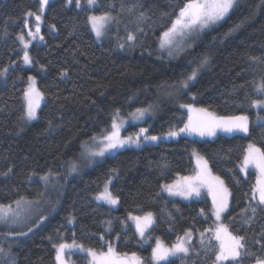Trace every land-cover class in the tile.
I'll return each instance as SVG.
<instances>
[{
  "label": "trees",
  "instance_id": "trees-1",
  "mask_svg": "<svg viewBox=\"0 0 264 264\" xmlns=\"http://www.w3.org/2000/svg\"><path fill=\"white\" fill-rule=\"evenodd\" d=\"M134 2L126 0L127 4ZM140 2L151 20L141 25L145 34H138V43L122 50L117 41L124 42V24L131 19L127 12L122 14L119 31L112 26L102 42L95 40L87 23L88 15L109 10L110 4L116 5L115 15L120 0H98L91 8L85 0L81 8H76L74 2L69 5L66 0H50L41 17L40 35L44 39L28 48L33 64L25 66L17 36H28L32 26L28 19L34 15L26 13L38 14L39 0H0V69L8 68L0 76V172L13 168L8 177L0 175V203L14 205L13 201L20 197L39 200L45 205L46 217L24 236L13 233L5 238L7 231L0 229V247L7 250L10 246L15 264H56L53 245L73 241L97 252L107 250V241L116 252H135L143 264H153L151 250L157 238L171 246L190 228L193 245L199 249V231L214 222L210 201L203 197L183 202L161 193V185L195 174L194 152L208 160L212 173L220 176L232 192L229 211L222 222L233 233L244 234L241 225L251 215L250 210L240 214L247 204L244 194L255 184L257 174L252 167L247 173L241 172L240 165L249 143L264 149L261 128L256 126V116L264 115V109L249 107L245 99L264 98L254 91V82L264 78V62L249 60L250 56L264 57V6L261 0H243L199 43L175 58H160L155 52L156 44L184 0ZM53 24L55 31L50 27ZM233 25L239 28L225 35ZM128 27L131 30L135 25ZM205 55L209 63L199 69L197 78L185 90L180 89L179 82L198 67ZM63 69L68 70V75L62 78ZM29 76L35 78L37 88L44 93L33 121L19 119L25 108L23 94ZM184 103L208 107L218 115H248L250 132L216 134L211 138H165L170 129L183 127L187 121L186 111L179 106ZM150 105L154 106L153 114L143 121H125L137 108ZM116 110L118 121L123 122L122 126L127 124L126 136L147 128V135L161 138L145 141L139 148L108 154L77 177L66 178L67 165L75 161L79 147L91 141L90 137L110 130ZM113 168L118 172L109 187L119 197L114 210L93 199ZM49 169L58 175L48 183L53 190L43 200L44 196L37 195L45 190L39 176ZM32 171L39 175L28 179ZM200 209L206 215H200ZM147 212L154 214L155 222L148 233L150 241L144 243L131 226L123 223L129 215L143 216ZM70 217H75L71 224L67 223ZM107 221H111L110 230H106ZM262 229L264 212H258L247 229L250 245ZM67 256L75 264H88L81 251L74 249ZM212 259L210 254L204 258L203 253L197 256L196 251H191L187 258L175 257L161 264H212ZM243 264H254V258H244Z\"/></svg>",
  "mask_w": 264,
  "mask_h": 264
},
{
  "label": "snow or ice",
  "instance_id": "snow-or-ice-1",
  "mask_svg": "<svg viewBox=\"0 0 264 264\" xmlns=\"http://www.w3.org/2000/svg\"><path fill=\"white\" fill-rule=\"evenodd\" d=\"M67 4H75L76 8L82 7V0H66ZM89 8L96 6L98 0H85ZM49 4V0H39L40 13H43L45 7ZM261 5L264 6V0H261ZM240 0H184V3L179 6L178 12L175 13V18L171 21L170 27L164 30L159 37V46L162 50L167 49L168 55H172V49H179L182 44L189 38H195V36L203 33L205 30L214 29L217 25L225 22L230 14L240 7ZM109 10H105L100 14H90L87 16V23L91 26V31L95 33L98 40H101L105 35L111 31L112 26H116L117 32L119 26L123 23L122 14L127 12L131 19L128 23L124 24V30L126 35L123 37L124 42L117 41V47L120 49L132 48L138 43V34H145L142 24L151 20V17L147 15L143 10V4L140 0H135L134 3L127 4L126 0H120L119 11L113 14L116 9L115 4H110ZM27 16H35L36 25L35 31L29 30L27 35L31 37V40L39 38L43 41L44 37L40 35V21L41 15L35 14L31 11L26 13ZM134 24V29H129L128 25ZM24 27H28V21H24ZM53 31L56 30V26L50 25ZM239 25H233L228 33L236 31ZM19 42L23 45V63L25 65H32L33 59L28 52L31 40H25V36L21 33L17 36ZM210 58L205 55L200 60L197 69L193 70L187 75L186 79L180 81V85L183 88H187L190 81L197 78L200 68H203L209 63ZM249 60L253 63L264 62V57L250 56ZM43 69L44 66L41 65ZM8 72V68L0 69V76H4ZM68 70L63 69L60 72V76L66 77ZM29 85L24 91L23 99L25 101V108L19 117V119L33 121L37 119V109L40 107V102L44 99V93L41 92L35 85V78L28 77ZM172 87H175L173 85ZM243 87V85H241ZM254 91L261 97H264V78L254 82ZM196 99L195 96L192 97ZM249 107L255 109H264V98L253 99L245 97ZM95 104V101H92ZM181 108L187 109L188 118L183 127L178 129L172 128L166 134L165 138L179 137L181 134L197 135L200 137H212L217 134L218 131L224 133L241 132L249 134L250 132V118L248 115H218L214 111H210L208 107H195L192 103H184L179 105ZM137 108L132 113L133 119H143L150 108ZM119 110H116L112 117L110 130H104L98 136L90 137V140L97 146L93 149L88 146V141L82 143L83 149L81 155L84 156L88 163H92L96 158H103L106 154L117 152L126 146H139L143 141H158L161 137L156 135H147V128H140L139 132L134 135L121 136L122 121H118ZM52 126V122L49 121V127ZM256 126L261 128L260 135L264 137V115L257 114ZM196 155L197 169L194 175L183 176L171 184L161 185V191L166 192L169 196H179L185 200H189L193 197H199L202 189H207L208 194L212 198L211 214L214 216L213 225L209 228L199 231V249H196L193 245V230L190 228L184 232L182 236H178L175 243L171 246L165 245L158 238L156 239L155 246L151 250V260L153 264H161L163 261H169L172 257L187 258L190 251H196L197 256L201 253L204 254V258L210 254L212 264H243L244 258H254V264H264V229L257 234V238L252 240L249 244V237L247 236V229L251 227L252 222L256 219L258 212H264V149L258 147L255 143H249L245 150L242 163L240 165V171L247 173L249 167H253L257 170L258 176L255 184L251 187L250 191L245 193L247 198V204L241 209V215L246 214L249 210L251 215L245 219L241 225L244 230V234L240 232L233 233L229 230V227L222 222L223 215L229 211L230 198L232 192L229 190L225 181L220 176L214 175L209 168V162L203 156ZM79 171V165L72 162L68 169V174H74ZM13 172V168L9 167L5 171L0 172V175L8 177ZM118 169H110L108 178L104 184L102 191L98 192L94 199L96 201H103L110 206H116L119 203V197L114 195L110 190L113 177L117 174ZM39 175L32 171L27 174V178L31 179L32 176ZM58 174L54 173L51 169L43 175L39 176V179L45 182V187L50 183ZM39 197H43L45 193L40 192L37 194ZM159 195V193H157ZM15 208L12 204L0 203V224H3L8 231L4 233L5 238L10 234L18 236L27 235L22 230H18L15 225L23 223L29 214V209L24 207L25 205L39 204V200H27L25 197L13 201ZM172 214L169 213V216ZM200 215H206L204 209H200ZM129 219L135 221L136 233L141 239L145 238V234L149 228L155 222V216L152 212H147L143 216H131ZM46 217L41 216L40 220H45ZM75 217H70L67 223H73ZM110 225L111 221L106 222ZM38 226V225H37ZM33 229L28 228V232ZM210 234L208 239L205 240V235ZM119 239V234H117ZM51 239V237H49ZM101 240H104V236H100ZM216 243L213 244L212 241ZM107 251L97 252L93 248H84L82 244H77L75 241L72 243L61 242L54 244L55 248V261L56 264H68L66 255L71 253L74 249L80 250L86 253L91 258V264H143L142 258L135 252L131 253H118L110 242H107ZM253 246H256V250H253ZM261 253V254H258ZM0 264H15V257L11 253V248L6 250L4 247H0Z\"/></svg>",
  "mask_w": 264,
  "mask_h": 264
},
{
  "label": "rangeland",
  "instance_id": "rangeland-1",
  "mask_svg": "<svg viewBox=\"0 0 264 264\" xmlns=\"http://www.w3.org/2000/svg\"><path fill=\"white\" fill-rule=\"evenodd\" d=\"M50 1V0H49ZM243 0H240V3L242 2ZM38 15H41V17H42V13H38ZM29 21H30V23L32 24V26H29V30H31V31H35V25H36V20H35V16H33L31 19H28ZM40 24H41V21H40ZM220 25V24H219ZM218 26V25H217ZM216 26V27H217ZM215 27V28H216ZM212 29H209V30H205L203 33H200L199 35H197V36H195V38H189V39H187L183 44H182V46L179 48V49H176V48H173L172 49V55L170 56V55H168V50L167 49H164V50H162L161 48H160V46H159V41H158V43L156 44V47H155V52H156V54H157V56L158 57H160V58H175V57H177L182 51H184V50H186L187 48H190V47H193L195 44H197V43H199L201 40L200 39H202L201 37L206 33V32H209V31H211ZM27 32V31H26ZM94 34V37H95V40L97 41V42H102V41H104L105 40V38H106V35H105V37L103 38V39H101V40H98L97 38H96V36H95V33H93ZM25 40H31V37H29V36H27V37H25ZM41 42V40H39V38H37V39H35V40H31V43H30V45H29V48H30V46H32L33 44H38V43H40ZM21 46L23 47V45L21 44ZM29 52V51H28ZM23 53H24V49H22V58H23ZM25 65V64H24ZM25 66H28V65H25ZM197 69V68H196ZM200 73V70H199V72H198V74ZM186 79V78H185ZM185 79H183V80H185ZM36 81V80H35ZM190 82H192V81H190ZM189 82V83H190ZM36 86V85H35ZM178 86H180L181 88L180 89H183V90H185L186 88H183L180 84L178 85ZM37 87V86H36ZM195 107H197V106H195ZM147 108H149V107H147ZM182 109H184V108H182ZM185 111H186V113H187V109H184ZM153 111H154V106L152 105V107L150 108V110H149V112L148 113H146L145 114V116L143 117V119H139V120H137V119H133V117H132V113L129 115L130 117H128L129 118V120L126 118V122L127 123H132V122H141V121H143L147 116H149V115H152L153 114ZM187 118H188V113H187ZM27 121V120H26ZM123 124V123H122ZM126 126H127V124L126 125H124V126H122L121 127V136L122 137H125L127 134L125 133V129H126ZM217 134H225V135H231V134H244V133H241V132H235V133H231V134H229V133H224V132H221V131H218L217 132ZM128 135H134V133H132V134H128ZM181 135H184V136H189V137H194V138H211V137H208V136H205V137H200V136H197V135H187V134H181ZM213 137V136H212ZM146 142L145 141H143L142 140V142H141V144L139 145V146H135V145H133V146H126V147H124V148H129V147H134V148H139V147H141L143 144H145ZM88 146L90 147V148H95L97 145L94 143V142H92V141H89L88 142ZM124 148H122V149H124ZM119 150H121V149H119ZM82 151H83V149H82V147L80 146L79 147V150H78V153H77V157H76V159H75V161H72V162H75V163H77L78 165H79V171L77 172V173H74V174H71V175H69L68 174V169H69V166H70V164L72 163V162H70V164L69 165H67V168H66V171H65V176H67L66 178H68V177H71V178H74V177H77L78 175H80V174H82L87 168H89V167H91V166H93L94 164H96L98 161H100L102 158H96L92 163H88V161H87V159L84 157V156H82L81 155V153H82ZM114 153V152H113ZM112 154V153H111ZM197 154V153H196ZM106 155H108V154H106ZM199 155V154H198ZM192 158H193V163H194V166L196 167V169H197V163H196V155H194L193 154V156H192ZM253 168V167H252ZM255 169V168H254ZM255 172H256V174H257V176H258V172H257V170L255 169ZM61 173V172H60ZM191 175H194V174H191ZM190 175V176H191ZM180 177H178L177 179H175L174 181H176V180H178ZM173 181V182H174ZM173 182H171V183H173ZM171 183H168V184H171ZM103 188H104V186L102 187V189L100 190V191H102L103 190ZM56 189V188H55ZM53 189H52V187L50 186V185H47V187H45V190H44V193H45V195H44V197H43V200L44 199H46L47 198V196H48V194L52 191ZM99 191V192H100ZM161 193H163V194H165L166 196H168L169 198H175V199H178V200H180V201H183V202H187V201H191V200H199V199H201V198H207L209 201H210V203H211V205H212V198H211V196L208 194V192H207V189H202L201 190V195L199 196V197H193V198H191V199H189V200H185V199H183V198H181V197H179V196H175V197H172V196H169L166 192H162L161 191ZM96 195V194H95ZM94 195V196H95ZM93 199H94V197H93ZM95 200V199H94ZM96 201V200H95ZM99 203H101V204H103L104 206H107L108 208H111V209H116V207H117V205L116 206H110V205H108L107 203H104L103 201H98ZM42 204H32V205H25L24 207H26L27 209H29V214H28V218L23 222V223H21V224H19V225H15L14 227H16L18 230H22L23 232H27L28 231V228H30V227H32V226H34L36 223H38V221H39V219H40V217L41 216H43V214H45V205H44V203L43 202H41ZM13 206V208H15L16 206H15V204L14 205H12ZM131 216H134V215H131ZM129 217V216H128ZM126 218V220H125V222L123 223V225L124 226H126V225H129V226H131L134 230H135V232H136V227H135V221H133V220H131V219H129V218ZM223 218V217H222ZM215 218L213 217V220H214ZM224 223V222H223ZM225 224V223H224ZM153 226V225H152ZM109 227L107 226L106 227V230H109L108 229ZM152 228V227H151ZM151 228H149L148 229V231L146 232V234H145V238L144 239H141L140 238V236L137 234V236H138V238L142 241V242H144V243H148L149 241H150V237H149V235H148V233H149V231H150V229ZM0 229H3L2 231H8V229L3 225V224H0ZM155 243H156V241L155 242H153V247L155 246ZM175 243V242H174ZM216 242H214V244H215ZM115 249V248H114ZM76 250V249H75ZM77 251H80V250H77ZM107 251V250H106ZM116 251V250H115ZM81 252H83V251H81ZM84 254H86L85 252H83ZM190 254H191V251H190ZM87 256V255H86ZM172 258H175V257H172ZM172 258H170V259H172ZM169 259V260H170ZM66 260H67V262H68V264H75L67 255H66ZM87 260H88V264H91V258L89 257V256H87ZM164 263L165 262H167V261H163ZM152 263H153V261H152Z\"/></svg>",
  "mask_w": 264,
  "mask_h": 264
}]
</instances>
